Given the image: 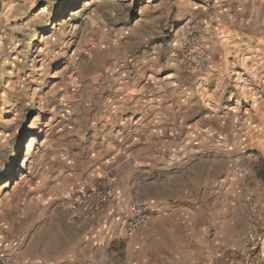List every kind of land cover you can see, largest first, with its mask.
<instances>
[{
  "label": "rangeland",
  "instance_id": "374dc122",
  "mask_svg": "<svg viewBox=\"0 0 264 264\" xmlns=\"http://www.w3.org/2000/svg\"><path fill=\"white\" fill-rule=\"evenodd\" d=\"M260 110L264 0H0V259L97 225L106 264H243Z\"/></svg>",
  "mask_w": 264,
  "mask_h": 264
},
{
  "label": "crops",
  "instance_id": "0c3cea01",
  "mask_svg": "<svg viewBox=\"0 0 264 264\" xmlns=\"http://www.w3.org/2000/svg\"><path fill=\"white\" fill-rule=\"evenodd\" d=\"M255 118H256V123L260 124L261 125L260 127L264 129V110H260L257 113V115H255ZM262 156L264 157V154ZM258 170H259V175H258L259 178L256 180V183L258 185L252 186L247 193H244V197H246L245 199L248 198L254 202L257 209L256 213H258V220L260 221V225L264 227V159L260 162ZM245 201L246 200L244 199L236 200L234 205H232L233 209L235 210V206H239V205H243L245 209L248 208L246 207ZM165 202L166 201H162L161 204H163L164 206L166 204ZM209 208L211 209V207ZM175 211L176 210L171 206L168 212L171 215H174ZM162 214L163 216H167L168 213L167 211H164L162 212ZM158 218L161 217L152 216L148 220L146 225H143L140 228L138 227L137 230L135 231V234L132 235L130 238L132 239L133 236L135 237L136 234H139L141 230L147 229L151 225L153 226L156 223L162 225L166 223L165 218H163L162 220H159ZM76 225H80V224L74 223L69 227H74ZM80 228L81 229L78 228L80 230L79 235L77 237H73L74 239H77V243L74 245V247H72L71 250H67L65 253H62L60 255H53L49 259H48V255L47 256L37 255L36 257H26L27 262L25 264H106L108 261L107 259L111 253L108 252V247L111 246V242H113L111 235L105 233L104 230H101L99 226L97 227V225L96 227L91 226L90 230H87L82 227ZM70 229H72L73 232H76V230H74L73 228ZM214 234H216V231L214 232ZM144 239L147 240L148 237H144ZM260 248L261 249H255V248L250 249L245 257L243 256L244 254L242 253L241 257H243L242 258L243 264H264V255L262 256V258L260 257L262 254L261 252L264 251V241L261 243ZM127 251L128 249L125 250L126 255H127ZM135 252H137L136 253L137 259L143 255L139 248L135 249ZM21 259L23 260V258L19 257L20 261H22ZM219 259H217V261H219ZM34 260H36V262H34ZM131 261L132 260H130L129 264L131 263Z\"/></svg>",
  "mask_w": 264,
  "mask_h": 264
},
{
  "label": "built area",
  "instance_id": "2783aa9c",
  "mask_svg": "<svg viewBox=\"0 0 264 264\" xmlns=\"http://www.w3.org/2000/svg\"><path fill=\"white\" fill-rule=\"evenodd\" d=\"M173 55L175 56V53H173ZM234 164H235L237 170H239L240 172L246 171V167L242 166L238 161L234 162ZM148 212L149 211H148L146 206H144L142 204L134 205L132 208L131 217L127 221L128 228L129 229H135L139 225L146 224L149 220V213ZM259 230L260 229L257 226L254 228L255 234H258V239L260 238L261 241H262V239L264 241V235L262 237L261 233L258 232ZM0 263L1 264H16V261L10 256H4L0 259Z\"/></svg>",
  "mask_w": 264,
  "mask_h": 264
},
{
  "label": "trees",
  "instance_id": "16d2710c",
  "mask_svg": "<svg viewBox=\"0 0 264 264\" xmlns=\"http://www.w3.org/2000/svg\"><path fill=\"white\" fill-rule=\"evenodd\" d=\"M17 139H18L19 142L21 141V137H18Z\"/></svg>",
  "mask_w": 264,
  "mask_h": 264
}]
</instances>
